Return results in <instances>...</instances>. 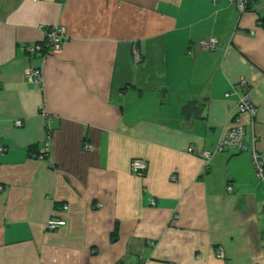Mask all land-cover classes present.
I'll return each instance as SVG.
<instances>
[{"label": "crops", "instance_id": "crops-1", "mask_svg": "<svg viewBox=\"0 0 264 264\" xmlns=\"http://www.w3.org/2000/svg\"><path fill=\"white\" fill-rule=\"evenodd\" d=\"M262 21L264 0H0V264H264L250 154L204 171L188 152L218 141L241 77L264 152ZM54 25L67 40L42 64L28 48Z\"/></svg>", "mask_w": 264, "mask_h": 264}, {"label": "built area", "instance_id": "built-area-1", "mask_svg": "<svg viewBox=\"0 0 264 264\" xmlns=\"http://www.w3.org/2000/svg\"><path fill=\"white\" fill-rule=\"evenodd\" d=\"M233 2L239 12L245 11L250 3V0H230ZM67 40L66 29L63 25H54L49 27L44 32V41L39 44L32 45L28 48V52L31 55H35L40 63H44L51 55L60 53L64 42ZM218 39L215 37L206 38L199 43L200 49H207L213 51L216 49ZM25 75L30 82L42 83L40 69L35 67L30 62L25 70ZM238 88V91L236 90ZM230 94H237V100L235 103V114L232 116L230 122L225 126L224 131L219 137L218 141L209 150H202L195 152L193 148H189L188 152L200 157L204 162V171H208L210 160L214 154L223 151H236V152H248L251 157V161L256 172V176L260 180H264V152L258 150L257 144L259 141L258 135L255 131L257 107L251 101L249 96V85L244 77L234 87L232 91L226 93V96ZM47 117V131L48 141L44 144L45 152L49 151V139L51 137L50 120L51 117L47 113H43ZM16 126H20L21 122L16 121ZM84 149H91V145L85 143ZM132 173L136 175H142L147 169V162L145 159L136 158L131 161L130 164ZM2 186L0 184V190ZM154 204V201H152ZM67 206L62 205V209L66 210ZM65 220L60 218H50L46 224V229L53 231L59 229L65 225ZM220 257H223L222 252H218Z\"/></svg>", "mask_w": 264, "mask_h": 264}, {"label": "trees", "instance_id": "trees-1", "mask_svg": "<svg viewBox=\"0 0 264 264\" xmlns=\"http://www.w3.org/2000/svg\"><path fill=\"white\" fill-rule=\"evenodd\" d=\"M248 9V8H247ZM262 22H264V21H262ZM191 104H189V106H190ZM185 110H187V107H185Z\"/></svg>", "mask_w": 264, "mask_h": 264}]
</instances>
